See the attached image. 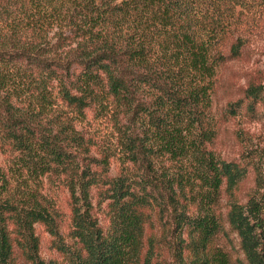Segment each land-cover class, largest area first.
<instances>
[{"label": "trees", "instance_id": "trees-1", "mask_svg": "<svg viewBox=\"0 0 264 264\" xmlns=\"http://www.w3.org/2000/svg\"><path fill=\"white\" fill-rule=\"evenodd\" d=\"M263 18L264 0H0V264H152L158 242L168 264H264V178L241 203L247 165L210 150L226 45ZM258 106L250 85L226 114Z\"/></svg>", "mask_w": 264, "mask_h": 264}, {"label": "rangeland", "instance_id": "rangeland-1", "mask_svg": "<svg viewBox=\"0 0 264 264\" xmlns=\"http://www.w3.org/2000/svg\"><path fill=\"white\" fill-rule=\"evenodd\" d=\"M241 35L243 42L239 55L235 58L229 55L230 42H228L224 50L227 59L217 68L216 86L212 93L211 104L216 138L210 145V150L225 161H236L247 165V175L237 185L235 191L237 198L244 203L257 188L259 178H264V107L258 106L252 115L243 110L235 117H229L226 111L230 102L244 98L250 85H264V18ZM4 157L1 156L2 162ZM51 195L55 198L56 204L67 214L66 191L54 190ZM225 203L226 200L223 199L221 213L227 210ZM38 231L42 241L39 256L47 261L56 259L48 234L42 227H39ZM153 232L159 236V227ZM157 244L152 264H168V256L162 249L163 246L160 242ZM216 244L227 250L232 257L239 254L234 235L221 234ZM15 256L13 264H28L21 255ZM143 259L140 257L136 264H143Z\"/></svg>", "mask_w": 264, "mask_h": 264}]
</instances>
